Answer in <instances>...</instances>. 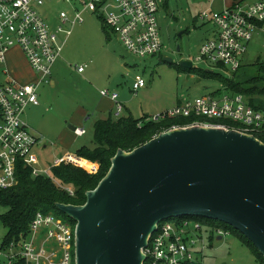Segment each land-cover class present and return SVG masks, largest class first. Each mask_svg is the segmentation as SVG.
<instances>
[{
	"label": "built area",
	"instance_id": "1",
	"mask_svg": "<svg viewBox=\"0 0 264 264\" xmlns=\"http://www.w3.org/2000/svg\"><path fill=\"white\" fill-rule=\"evenodd\" d=\"M62 1L68 9H61L56 23L51 24L38 8L58 0H0V189L19 184L22 166L30 168L34 176H50L51 167L61 163L81 166L68 156L70 153H62L53 165L42 167L35 151L42 137L30 131L23 115L29 106L39 105V86L50 83L53 67L62 56L74 27L85 20V13L102 19L136 56H153L163 47L157 17L158 0ZM202 16L209 17L216 30L200 46L197 61L223 67L230 73L242 66L249 43L255 36L263 38L264 46V0H223L219 10L204 11ZM14 47L22 50L37 74L35 81L20 82L7 68V56ZM258 61L264 63V56ZM84 68L85 65L79 66L78 71ZM145 85L144 77H136L133 92ZM230 92L215 91L194 99L178 100L172 108L151 119L185 118L190 120L187 125L232 128L261 139L264 113L254 108L244 93ZM101 94L115 101V115L120 116L124 106L118 100L119 94L109 89L101 90ZM74 132L82 136L86 129L76 127ZM72 155L87 162L77 154ZM95 165L90 171L98 169ZM64 188L74 194L72 187ZM228 233L223 227L193 216L165 219L159 222L144 248L145 264H205L209 238L217 236L220 239ZM74 244L75 226L65 223L52 211H38L30 223L29 234L19 244L12 243L7 250L0 247V254L7 258L6 264H12L17 258L26 264H73Z\"/></svg>",
	"mask_w": 264,
	"mask_h": 264
},
{
	"label": "water",
	"instance_id": "2",
	"mask_svg": "<svg viewBox=\"0 0 264 264\" xmlns=\"http://www.w3.org/2000/svg\"><path fill=\"white\" fill-rule=\"evenodd\" d=\"M56 207L75 224V264H145L159 222L181 216L225 222L264 257V141L226 127H172L118 149L85 203Z\"/></svg>",
	"mask_w": 264,
	"mask_h": 264
},
{
	"label": "rangeland",
	"instance_id": "3",
	"mask_svg": "<svg viewBox=\"0 0 264 264\" xmlns=\"http://www.w3.org/2000/svg\"><path fill=\"white\" fill-rule=\"evenodd\" d=\"M158 2L157 17L163 47L157 55L139 57L132 54L112 31L107 40L101 19L91 13H85V20L74 27L62 53V72L55 75L57 85H41L39 105L29 106L23 115L30 131L42 137V142L35 147L42 167L53 165L62 153L77 154L84 145L92 147L94 123L109 116V112L101 114L100 107L106 99L101 94L103 89L120 94L118 100L126 106L120 116L131 114L134 118L152 117L172 108L178 100L194 99L215 91H230L227 89L229 79L241 80L245 75L260 72L258 60L264 56L261 36H255L249 43L243 64L237 71L229 73L223 67L208 66L195 59L202 43L212 37L216 30L214 22L209 17H203L202 13L219 10L223 0ZM61 9H68V6L58 0L57 3L46 2L38 11L51 24H55ZM178 46L180 51H177ZM168 58L173 59V62L166 61ZM182 60H190L193 69L181 67L179 63ZM79 65H85L87 81L92 84L87 85L81 80L76 70ZM206 70L214 74H207ZM138 76L145 78L146 86L133 92L132 85ZM230 93L235 91L231 90ZM244 94L249 101L250 95ZM253 96L261 105L258 109L264 113V92ZM84 111L90 115L89 118L81 117ZM112 116L119 117L115 111ZM79 119H83L82 122ZM70 124L85 128L86 133L74 137L68 127ZM71 157L81 165L78 167H85L91 174L98 172L99 165L95 162L84 159L87 163L73 155ZM92 164L98 167L95 172L86 167ZM7 210V207L0 206V214ZM51 211L74 228L75 224L65 219L56 208H51ZM6 233L7 228L0 219V245ZM207 245L205 264H260L252 248L234 233L229 232L221 239L217 236L209 238ZM72 256L75 264L74 248ZM6 260L5 255L0 254V264H6Z\"/></svg>",
	"mask_w": 264,
	"mask_h": 264
},
{
	"label": "trees",
	"instance_id": "4",
	"mask_svg": "<svg viewBox=\"0 0 264 264\" xmlns=\"http://www.w3.org/2000/svg\"><path fill=\"white\" fill-rule=\"evenodd\" d=\"M101 23L106 39L109 40L111 31L102 19ZM258 64L261 65V70L256 75L248 74L241 80L229 79L227 82V89L239 93H248L250 95L249 103L256 109L260 108L261 105L255 101L253 95L264 92V63L259 62ZM185 69L192 70L193 67ZM206 73L214 74L210 70H206ZM188 123L190 120L185 118L153 120L151 116L134 118L131 114L114 118L112 114H109L107 118L98 119L94 123L92 147L84 145L77 151L78 156L99 165L97 173L91 174L86 169L67 162L51 167L50 176H34L30 168L22 166L19 171V184L15 187L0 189V206L8 208L5 213L0 214V219L7 228V233L0 247L7 250L12 243L19 244L29 234L30 223L38 211L50 212L51 208H56L65 219L73 222L71 218L56 207V204L72 203L79 205L85 203L86 191L95 188L105 176L111 166V158L118 149L132 150L162 131ZM228 124L232 127L236 126L232 122H228ZM261 139L264 141V136ZM86 167L91 168L92 166L86 165ZM68 186L73 188V195L64 188ZM184 217L181 216V218ZM193 217L208 221L236 234L252 248L259 263L264 264V257L253 243L231 225L216 219ZM12 264H26V262L17 258Z\"/></svg>",
	"mask_w": 264,
	"mask_h": 264
},
{
	"label": "crops",
	"instance_id": "5",
	"mask_svg": "<svg viewBox=\"0 0 264 264\" xmlns=\"http://www.w3.org/2000/svg\"><path fill=\"white\" fill-rule=\"evenodd\" d=\"M63 53H64V51H63ZM62 59H64L63 54L57 60V62L55 63V65L53 67V73H52V77H51L50 83H48V84L41 83L40 86L46 84V85H50V86L54 87V86L57 85V80L55 78V75H60L61 72H62V68H61L62 67ZM56 65H57V67H56ZM6 66L9 69V71L11 72V74L13 75V77H15L20 82H33L37 78L36 75H35L36 73H34L32 68L30 67V64L28 63V60L26 59L24 53L22 52V50L19 47H14L8 53ZM79 66H82V65H79ZM79 66H77L76 70H77L78 74H80L81 80L85 81L87 85L92 84L91 81H89V80L87 81L88 75L86 74V69L84 68V70L82 72H80V71H78V67ZM40 86H39V88H40ZM103 97H105V96H103ZM105 98L106 99L104 100L105 101L104 105L100 107L101 108V114L105 113V112H107V113L109 112V114H112V113L114 114L115 101H113V99L111 97H105ZM118 99H120V94H119ZM119 101L123 104L124 110H126L125 103L122 102L121 100H119ZM82 110H85V109L82 108ZM127 115H129V114H127ZM123 116H126V115H123ZM81 117L82 118H89L90 115L88 116V113H86V111H84V116L81 115ZM103 118H107V117H103ZM79 120L82 122L83 119H79ZM73 134H74V137L75 136L77 137V134L74 131H73ZM71 155L72 154H70L69 156H71Z\"/></svg>",
	"mask_w": 264,
	"mask_h": 264
}]
</instances>
